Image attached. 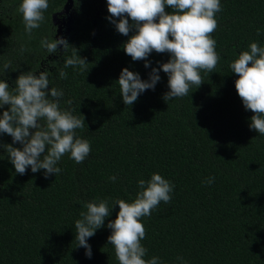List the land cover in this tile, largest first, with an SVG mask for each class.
Segmentation results:
<instances>
[{
	"label": "trees",
	"instance_id": "obj_1",
	"mask_svg": "<svg viewBox=\"0 0 264 264\" xmlns=\"http://www.w3.org/2000/svg\"><path fill=\"white\" fill-rule=\"evenodd\" d=\"M20 2L0 0V69L11 62L0 79L14 87L21 72L47 70L49 89L63 90L60 106L84 116L85 127L77 135L90 142L91 152L80 164L65 154L57 165L61 172L45 178L43 169L16 173L0 147V264H119L107 240L108 220L116 218L119 205L88 238L91 258L77 246L75 220L86 210L85 201L108 199L110 206L117 197L130 201L138 181L154 172L174 189L170 203L161 201L141 219L145 259L264 264V135L250 129L253 113L245 109L235 88L238 76L229 68L234 51L248 50L250 42L264 46V0H220L212 36L221 59L215 71H201L204 82L188 96L166 102L168 76L161 70L155 89L141 93L131 106L120 94L121 70L127 67L148 80L153 67L170 59L168 53L153 51L148 68L144 60L133 61L123 44L135 30L128 36L116 30L107 0H73L64 37L70 46L66 53L58 45V52L48 54L40 40L57 39L52 15L66 0H49L45 21L31 39L17 11ZM21 44L28 51L21 53ZM72 47L86 58L88 71L64 68ZM60 70L66 79L59 77ZM0 142L13 143L8 134H0ZM208 177L214 182L208 184Z\"/></svg>",
	"mask_w": 264,
	"mask_h": 264
},
{
	"label": "clouds",
	"instance_id": "obj_2",
	"mask_svg": "<svg viewBox=\"0 0 264 264\" xmlns=\"http://www.w3.org/2000/svg\"><path fill=\"white\" fill-rule=\"evenodd\" d=\"M166 6L171 11H166ZM48 8L49 0H21L19 3L17 11L22 14L29 39L33 30L45 21L44 13ZM107 8L108 19L120 34L128 36L135 30L123 44L125 53L133 61L144 60L148 68L147 58L153 51L170 56L167 62H158V68H152L148 80L141 79L139 73L127 67L121 70L117 82L125 105L131 106L144 91L154 90L161 70L168 76L169 91L163 96L166 102L188 96L193 86L198 88L204 82L202 70L215 71L221 57L212 33L218 27L216 14L222 11L220 0H107ZM257 35H260L259 29ZM58 45L63 46L65 53L70 46L64 37L45 36L40 40V47L48 54L58 52ZM72 48V55L64 59V68L88 71L86 58ZM25 51L28 49L21 44L20 52ZM233 56L229 68L238 76L235 88L245 109L253 113L249 127L264 135V46L250 42L248 50L238 55L234 51ZM10 67L11 62H5L0 77L6 75ZM59 77L66 79L67 73L60 70ZM14 84L10 87L6 80L0 79V109L9 106L0 115V134L10 135L13 141L11 144L0 142V147L6 150L15 172L24 175L30 167L33 173L45 170V178L57 175L61 172L58 162L65 154H70L77 164L83 163L91 152L90 142L77 135V129L85 127V118L60 106L64 93L56 87L49 89V72L40 71L38 75L32 70L21 72ZM66 103L71 104V101ZM30 129L35 131L30 132ZM16 143L22 147H14ZM109 179L115 182L116 177ZM214 179L208 177L206 182L211 184ZM138 188L130 201L117 197L112 206L108 199L100 198L82 203L86 210L75 220V239L88 258L92 256L88 238L104 226L113 205L118 204L116 218L107 223L111 229L107 240L114 247L119 264H163L157 256L145 259L147 249L141 241L146 229L141 219L150 216L161 201L171 202L174 185L154 172L150 179H140ZM177 261L187 264L183 257L178 256Z\"/></svg>",
	"mask_w": 264,
	"mask_h": 264
},
{
	"label": "rangeland",
	"instance_id": "obj_3",
	"mask_svg": "<svg viewBox=\"0 0 264 264\" xmlns=\"http://www.w3.org/2000/svg\"><path fill=\"white\" fill-rule=\"evenodd\" d=\"M55 20L58 22V25L62 26V29L59 31V33L56 32V36L58 38L64 37L66 31H67V26H68V20H69V14L66 12L58 13L54 15ZM65 22V24L63 23ZM64 24V25H63ZM57 27V26H56Z\"/></svg>",
	"mask_w": 264,
	"mask_h": 264
},
{
	"label": "water",
	"instance_id": "obj_4",
	"mask_svg": "<svg viewBox=\"0 0 264 264\" xmlns=\"http://www.w3.org/2000/svg\"><path fill=\"white\" fill-rule=\"evenodd\" d=\"M72 1L73 0H66V2L64 3L62 9L60 11H58V12L53 13V15H52L53 23L57 26V29H56L57 33H59V31L62 29V26L58 25V22L55 20V18H54L55 16L54 15H56L58 13H62V12H66V13L69 14V20H68L69 22H68V26H67L68 27L67 30H68L69 29V23L71 21L70 7H71V4H72ZM63 23L65 24V22H63ZM64 37H65V35H64ZM57 39H59V38L57 37Z\"/></svg>",
	"mask_w": 264,
	"mask_h": 264
}]
</instances>
